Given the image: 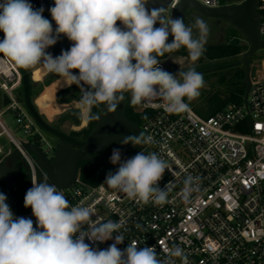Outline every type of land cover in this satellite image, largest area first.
Listing matches in <instances>:
<instances>
[{"label": "clouds", "instance_id": "obj_1", "mask_svg": "<svg viewBox=\"0 0 264 264\" xmlns=\"http://www.w3.org/2000/svg\"><path fill=\"white\" fill-rule=\"evenodd\" d=\"M48 11L51 21L43 7L34 8L29 0H0V54L22 69L43 64L70 86L76 85L86 119H99L91 113L98 104L115 111L126 93L132 106L160 99L167 111L177 114L187 110L186 101L200 95L205 85L202 73L195 68L170 73L158 57L183 47L197 61L208 32L204 20L197 17L186 24L180 16L164 18L163 9L149 8L148 0H54ZM61 37L71 46L54 57L48 49ZM150 141L140 133L127 135L120 143ZM109 161L117 166L105 177L110 188L145 204L167 203L171 182L163 189L159 182L168 164L155 152L123 158L114 148ZM197 180L185 178L181 191L185 204L198 191ZM24 207L31 209L35 223L15 216L6 194L0 192V264H176L177 259L188 264L179 246L168 249L163 258L154 246L138 247L135 241L122 250L118 245L125 241L123 234L114 235L120 233L121 222L94 221L90 207L70 205L54 183L32 179ZM109 240L114 242L105 249L91 246Z\"/></svg>", "mask_w": 264, "mask_h": 264}, {"label": "built area", "instance_id": "obj_2", "mask_svg": "<svg viewBox=\"0 0 264 264\" xmlns=\"http://www.w3.org/2000/svg\"><path fill=\"white\" fill-rule=\"evenodd\" d=\"M34 1L44 9L54 4V0ZM180 1L171 0L161 15L171 14ZM196 1L208 8L222 6V0ZM257 9L264 44V0H258ZM53 48L48 51L54 52ZM161 67L164 69L162 62ZM20 69L0 54L1 98H7L6 110L16 115L23 133L34 140L16 138L0 118V161L17 148L31 179L37 180L35 156L22 148L23 142L39 145L48 156L56 146L43 135L23 96H16L22 85ZM137 109L144 113L143 136L151 137L141 151L155 152L168 164L159 182L161 189L171 182L167 203L161 206L132 200L105 180L93 185L78 175L74 185L62 190L70 205L90 207L96 222H121L120 233L114 235L123 234L125 241L118 245L122 250L135 241L138 247L154 246L161 258L168 249L179 246L188 264H264V76L257 72L252 76L246 103L243 97L242 104L230 103L209 116L202 117L189 106L178 114L169 112L160 99L142 103ZM2 139L10 147L6 148ZM188 176L198 178V191L185 204L181 191ZM19 216L35 223L31 209ZM113 242L91 246L105 249Z\"/></svg>", "mask_w": 264, "mask_h": 264}, {"label": "water", "instance_id": "obj_3", "mask_svg": "<svg viewBox=\"0 0 264 264\" xmlns=\"http://www.w3.org/2000/svg\"><path fill=\"white\" fill-rule=\"evenodd\" d=\"M171 0H148L149 8L166 9ZM258 0H243L234 4H223L217 8H208L196 0H181L172 10L169 17L180 16L184 18L186 24L191 23L194 18L204 20L208 25V32L204 46L209 43L210 36L215 25L222 21L237 28L244 36L249 45L248 51L243 55L245 94L246 103L248 92L251 87V78L254 76V68L251 67L250 56L263 46L260 35L261 19L257 9ZM54 4L48 5L45 11L50 15L48 9ZM51 16V15H50ZM170 38V37H169ZM71 42L66 38L60 49L67 50ZM55 57L59 54L51 52ZM30 69V68H29ZM29 69H20L22 74L23 100L24 104L36 122L45 132L58 139V144L52 156H48L39 146L31 142H23V149L31 152L37 163V181L54 183L60 190L69 189L74 185L79 173L80 165L86 169L91 166H100L106 158H109L114 148H119L123 158H129L143 149L142 145L121 144L120 141L127 135H139L142 133L138 123L130 120L125 113V106L120 103L115 111L107 108L104 104H98L99 119L91 133L83 140L77 139L62 130L53 127L48 123L36 109L30 94ZM79 112L76 110L67 113L60 122L72 119L79 122ZM143 134V133H142ZM10 155V165L0 161V181L3 185L0 192L6 194L7 203L10 208H14L19 200L18 193L12 194L16 190L27 191L31 188V175L27 171V183L20 187L22 172L19 165L20 151L15 148Z\"/></svg>", "mask_w": 264, "mask_h": 264}, {"label": "rangeland", "instance_id": "obj_4", "mask_svg": "<svg viewBox=\"0 0 264 264\" xmlns=\"http://www.w3.org/2000/svg\"><path fill=\"white\" fill-rule=\"evenodd\" d=\"M30 3L33 4L34 8H40L37 6L34 0H29ZM43 15L51 21V16L45 11ZM170 13H164L163 17L168 18ZM53 27L55 28V22L52 21ZM119 24V23H118ZM158 26V25H157ZM218 26V25H217ZM232 27L234 26H219L214 29L212 35L210 36L208 44H224L227 43L228 35L232 32ZM225 28H227L225 30ZM241 34V33H240ZM66 39V37H61L60 40L54 45V52L58 48H60V44ZM246 42L243 40L242 44ZM249 47V45H248ZM61 53V51H60ZM243 55L237 56L236 58H228V59H219L215 61H209L204 59V61H199V59L193 62L190 58L180 56V55H171L165 60L162 61L164 65V69L170 73L176 74L179 70L187 71L189 68H195L196 71L203 74L205 85L200 90V95L192 100L186 101L189 107L199 114L202 117L210 115L216 106V99L212 98L214 95H218L219 97L225 98L230 93V88L235 83L238 78L235 73L244 70L243 65ZM251 67L254 68V71L257 72L258 76H264V46L259 48L252 55ZM205 66V67H204ZM40 72L39 70L35 71L34 78L39 79ZM41 86H32V98H34L41 91ZM16 96L21 99L23 96V85L17 87L15 91ZM215 97V96H214ZM0 106V118L8 128V130L18 139L24 140H34L32 137L25 135L16 122V115L12 111H7V105L2 102ZM52 126H58L57 122L52 124ZM66 130V128L64 127ZM63 128L61 129L63 132H66ZM43 135L47 138V140L52 143L54 146H57L58 139L48 132L43 131ZM2 143L6 145V148L10 147V144L6 141V139H2ZM43 147V146H42ZM49 156H52L50 153ZM99 170H102L104 174H107L109 171L114 172L116 170L115 165H112L109 161V158H106L102 165L98 166ZM23 170L25 171V167L22 165ZM12 211L15 216H19V212L16 208H12Z\"/></svg>", "mask_w": 264, "mask_h": 264}, {"label": "trees", "instance_id": "obj_5", "mask_svg": "<svg viewBox=\"0 0 264 264\" xmlns=\"http://www.w3.org/2000/svg\"><path fill=\"white\" fill-rule=\"evenodd\" d=\"M243 0H222V4H234V3H239L242 2ZM232 32L228 35V42L224 44H207L204 46V52L203 55L199 58V61H204V59H207L209 61H215L219 59H228V58H236L237 56L241 55L242 53H245L248 51L249 47L248 44H242V41H245V38L243 34L235 27H232ZM241 33V34H240ZM169 41H171V37L169 38ZM246 42V41H245ZM264 46V44H263ZM61 49L58 48L55 50V53L60 55ZM171 55H180L184 56L187 58L189 57L188 51L185 48H181L179 50L170 52V53H165L163 56L158 57L160 62L165 60ZM252 59V56H250ZM205 67V66H204ZM235 75L238 77L233 83V85L230 88V93L227 95L225 98L219 97L218 95H214L212 98H215L216 101V106L213 112L210 114H214L218 110L224 109L228 104L230 103H235V104H242L243 97L245 94V84L243 82L244 79V70L241 69L240 71H237ZM31 83H30V94L32 97V88H31ZM74 92L67 98V101H71L74 99L81 100V92L80 89L77 86H74V88H71ZM69 89V90H71ZM61 93L60 95H62ZM0 98H1V93H0ZM33 100V98H32ZM2 102L7 105L8 101L7 98L2 97ZM123 103L125 106V113L127 117L138 123L140 126L143 118H144V113L138 111L137 106H132L130 104V94L126 93L125 94V99L120 102ZM0 106H1V99H0ZM91 113L94 115L99 116V109L98 105H95L91 108ZM209 116V115H208ZM97 122V119L94 120H89L88 124L85 128L79 130V131H72L69 133L71 136L83 140L85 139L93 130ZM107 174H104L102 170H99L98 166H92L89 169H86L83 164L80 165V173L79 176L80 178L90 184L93 185H98L102 183L105 180ZM30 208H25L24 207V198L22 200V203L16 206V210L19 212V214H23L27 211H29Z\"/></svg>", "mask_w": 264, "mask_h": 264}, {"label": "crops", "instance_id": "obj_6", "mask_svg": "<svg viewBox=\"0 0 264 264\" xmlns=\"http://www.w3.org/2000/svg\"><path fill=\"white\" fill-rule=\"evenodd\" d=\"M37 70L40 72L39 79L34 78L35 71ZM28 75L32 86L40 85L42 87L39 94L33 98V102L36 109L50 125L57 122L61 129L66 128L64 130L68 134L72 131H79L87 126L89 120L84 115L86 106L82 107L80 100L77 99L67 101V98L74 92L71 88H74L76 85L70 86L64 78L49 72L43 64L31 67ZM61 93L63 94L60 95ZM73 110L79 112V122L76 123L72 119H66L61 123L60 120Z\"/></svg>", "mask_w": 264, "mask_h": 264}, {"label": "flooded vegetation", "instance_id": "obj_7", "mask_svg": "<svg viewBox=\"0 0 264 264\" xmlns=\"http://www.w3.org/2000/svg\"><path fill=\"white\" fill-rule=\"evenodd\" d=\"M223 5V4H222ZM119 23V22H118ZM218 25V26H217ZM217 25H215L214 26V28H213V31H214V29L216 28V27H219V26H222V25H227V26H232V25H230L229 23H227V22H224V21H222L220 24H217ZM227 28H225V30H226ZM212 35V34H211ZM56 128H58V129H60L61 130V127L59 126V124H58V126H55ZM59 142V141H58ZM51 157V156H50ZM2 163H6L7 165H10V155H8V153H6L3 157H2V161H1ZM19 165H20V168H21V172H22V181H21V183H20V187H22V186H25L26 185V183H27V177H26V173H27V171H29L28 170V168L26 167V165H25V163H24V161L19 157ZM22 165L25 167V171L23 170V168H22ZM92 167V166H91ZM31 175V174H30ZM3 185V183H2V181H0V187ZM27 191H25V190H20L19 192H17L16 190H14V191H12L11 193L12 194H14V193H18V196H19V200H18V202H17V204L15 205V207L14 208H16V206L17 205H19L20 203H22V200H23V198L25 197V193H26Z\"/></svg>", "mask_w": 264, "mask_h": 264}]
</instances>
